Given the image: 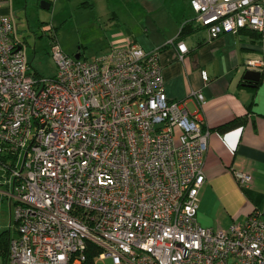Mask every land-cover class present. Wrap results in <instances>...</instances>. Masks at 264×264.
I'll return each mask as SVG.
<instances>
[{
    "label": "built area",
    "instance_id": "obj_1",
    "mask_svg": "<svg viewBox=\"0 0 264 264\" xmlns=\"http://www.w3.org/2000/svg\"><path fill=\"white\" fill-rule=\"evenodd\" d=\"M190 5L186 23L210 39L264 31V0ZM16 30L0 12V186L18 229L7 264H264L261 211L218 230L198 220L210 130L169 98L158 50L125 38L88 60L57 40V71L45 77ZM177 49L184 61L186 42ZM246 65L264 72V58ZM191 96L204 107L200 90ZM232 173L243 187L253 181Z\"/></svg>",
    "mask_w": 264,
    "mask_h": 264
},
{
    "label": "crops",
    "instance_id": "obj_2",
    "mask_svg": "<svg viewBox=\"0 0 264 264\" xmlns=\"http://www.w3.org/2000/svg\"><path fill=\"white\" fill-rule=\"evenodd\" d=\"M0 1V12H10L3 3L6 0ZM128 1L68 0V3L72 11L86 12L79 26L96 22L104 26V35L109 37L105 50L114 41L125 38H133L147 51L158 50L169 98L185 101L189 112L210 130L206 181L199 193V222L217 230L229 227L235 220H246L254 211L264 215V72L257 83L245 79L250 70L246 65L248 59L264 58V31L247 28L210 39L205 29L193 26L186 27L179 39L187 18L193 14L190 0H173L176 6L172 8L165 6L167 0H139L146 12L143 18L147 23H142L145 35L135 30L142 22L135 13L136 0ZM49 5L52 7V3ZM15 25V37H28L26 30L16 22ZM178 40L185 41L189 49L184 61L178 58ZM202 70L209 73L207 82ZM194 90L203 93L204 107L191 96ZM235 119L240 121L237 126L225 132L216 129ZM235 168L252 174L249 186L239 184L232 173ZM6 191L8 187L1 185L0 242L5 232L10 238L18 235ZM0 264H7L2 255Z\"/></svg>",
    "mask_w": 264,
    "mask_h": 264
},
{
    "label": "rangeland",
    "instance_id": "obj_3",
    "mask_svg": "<svg viewBox=\"0 0 264 264\" xmlns=\"http://www.w3.org/2000/svg\"><path fill=\"white\" fill-rule=\"evenodd\" d=\"M138 1L136 0L135 13L140 16L142 22L135 30L143 31L146 35L145 26L142 25L143 22L147 23L143 18L146 12ZM3 3L8 6L10 12L1 13L11 14L16 24L18 23L19 27L27 32L28 37L17 39L24 44V53L32 64V71H37L45 77H51L56 73L57 64L52 56V49L57 40L67 54L76 56L80 53L83 59L92 60L107 51L105 49L109 45V37L104 35V26L98 22L79 26L84 21L86 12L72 11L68 0H6ZM46 3H52V7H44ZM165 6L172 8L176 4L173 0H167ZM128 19L131 20L132 17ZM98 264H114V262L111 258H107L99 260Z\"/></svg>",
    "mask_w": 264,
    "mask_h": 264
},
{
    "label": "trees",
    "instance_id": "obj_4",
    "mask_svg": "<svg viewBox=\"0 0 264 264\" xmlns=\"http://www.w3.org/2000/svg\"><path fill=\"white\" fill-rule=\"evenodd\" d=\"M193 26H196L198 27L197 25H195L193 22H187L181 32V35L179 36V39L183 36V32L185 30L186 27H193ZM249 82V81H247ZM238 124H240V121L235 119V120H232V121H229L219 127H217L216 129L220 132H225L235 126H237ZM9 240H10V236H9V233L5 232L2 234V239H1V242H0V255H2L4 258L7 259V254H8V245H9ZM92 255L89 254V261H92Z\"/></svg>",
    "mask_w": 264,
    "mask_h": 264
},
{
    "label": "water",
    "instance_id": "obj_5",
    "mask_svg": "<svg viewBox=\"0 0 264 264\" xmlns=\"http://www.w3.org/2000/svg\"><path fill=\"white\" fill-rule=\"evenodd\" d=\"M50 3H46L44 5V7H47L49 8V5ZM76 58H80L81 57V54L80 53H77ZM261 72H258L256 70H249L247 71L246 75H245V79L249 80L250 82L251 81H254L255 83H257L260 79H261Z\"/></svg>",
    "mask_w": 264,
    "mask_h": 264
}]
</instances>
